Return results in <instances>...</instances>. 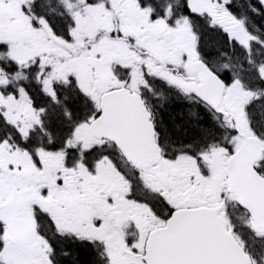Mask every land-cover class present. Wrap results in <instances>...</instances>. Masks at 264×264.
Returning <instances> with one entry per match:
<instances>
[{"label": "snow or ice", "instance_id": "6c2138e0", "mask_svg": "<svg viewBox=\"0 0 264 264\" xmlns=\"http://www.w3.org/2000/svg\"><path fill=\"white\" fill-rule=\"evenodd\" d=\"M0 264H264V0H0Z\"/></svg>", "mask_w": 264, "mask_h": 264}]
</instances>
